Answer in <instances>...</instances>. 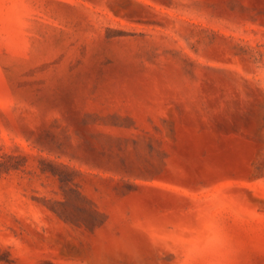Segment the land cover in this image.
I'll return each instance as SVG.
<instances>
[{
    "label": "rangeland",
    "instance_id": "1",
    "mask_svg": "<svg viewBox=\"0 0 264 264\" xmlns=\"http://www.w3.org/2000/svg\"><path fill=\"white\" fill-rule=\"evenodd\" d=\"M0 264H264V0H0Z\"/></svg>",
    "mask_w": 264,
    "mask_h": 264
}]
</instances>
